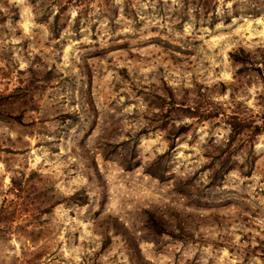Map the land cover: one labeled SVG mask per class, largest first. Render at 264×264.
Wrapping results in <instances>:
<instances>
[{
    "label": "rangeland",
    "instance_id": "obj_1",
    "mask_svg": "<svg viewBox=\"0 0 264 264\" xmlns=\"http://www.w3.org/2000/svg\"><path fill=\"white\" fill-rule=\"evenodd\" d=\"M204 1L0 0V264H264V0Z\"/></svg>",
    "mask_w": 264,
    "mask_h": 264
},
{
    "label": "trees",
    "instance_id": "obj_2",
    "mask_svg": "<svg viewBox=\"0 0 264 264\" xmlns=\"http://www.w3.org/2000/svg\"><path fill=\"white\" fill-rule=\"evenodd\" d=\"M207 2H209V0L204 1L205 4ZM210 3H211V0H210ZM207 5H209V4H207ZM206 7H208V6H206ZM255 7L256 6H252V8L248 7L243 12L255 14L257 12V10H254V9H256ZM54 15H58V9L54 12ZM258 50H257L258 51L257 54H253L247 50H244L241 46H238L237 48L229 51V57L233 61L239 62L240 64L247 66V67L251 66V67L255 68L256 71H259L260 65L258 63L261 62L264 64V54H262L261 48H258ZM256 57L260 60L256 61L255 60ZM253 63H256V64H253ZM259 78H261V82L264 85V74H261V76H259ZM230 119L231 120L227 122L228 126H229V130H230V135L227 136V139H226L227 142H229L231 140L232 134H237L244 126L251 127V130L256 133L259 129H261L260 123L264 124V114H262V113H260L258 115L257 114L250 115L247 119H240V118L232 115L230 117ZM181 126L182 125H180V127ZM182 129L183 128L178 130V132L181 131Z\"/></svg>",
    "mask_w": 264,
    "mask_h": 264
}]
</instances>
